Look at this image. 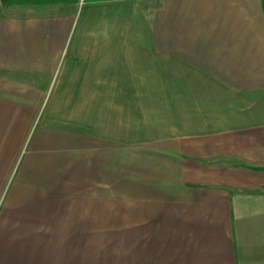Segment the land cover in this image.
<instances>
[{
  "label": "crops",
  "instance_id": "0c3cea01",
  "mask_svg": "<svg viewBox=\"0 0 264 264\" xmlns=\"http://www.w3.org/2000/svg\"><path fill=\"white\" fill-rule=\"evenodd\" d=\"M75 5L0 3V264H264L262 0Z\"/></svg>",
  "mask_w": 264,
  "mask_h": 264
},
{
  "label": "rangeland",
  "instance_id": "374dc122",
  "mask_svg": "<svg viewBox=\"0 0 264 264\" xmlns=\"http://www.w3.org/2000/svg\"><path fill=\"white\" fill-rule=\"evenodd\" d=\"M88 0H83V3L87 2ZM76 2V8L81 7L82 4L80 5V0H75ZM141 6V5H140ZM135 72H133L134 74ZM163 73L162 71H139L138 72V76L140 80V82H143L145 84V82H148L147 86H140L139 87V94L141 96H146L144 100L147 101V103L145 102H141L139 103V114L142 113V115H147L149 114L148 112H154L152 115L154 117L156 116H161L160 118H162V116L166 115H176L177 114V110H178V104L177 103H173V102H168V100H170L168 97L172 96L170 98H172V100H175L174 97V91L178 89V87H170L168 88L167 86H162V80H163ZM132 72H123L124 78H130L131 77ZM166 74V72H165ZM171 82L175 83L178 80V72H171ZM165 77V76H164ZM176 84V83H175ZM151 100L153 102H151ZM149 101V102H148ZM150 115V114H149ZM151 115V116H152ZM156 120V119H155ZM173 122L172 119H169V117H165V119H159V121H155L154 122V126L157 125L158 123L162 124V122ZM177 121V119L175 120V122ZM135 122V123H134ZM151 121L148 119L145 120H124V129H126L128 132L129 131H137L138 134L136 135H140V138L142 139V137L144 136H148V134H146V131L154 128L151 125ZM157 123V124H156ZM158 127V126H157Z\"/></svg>",
  "mask_w": 264,
  "mask_h": 264
},
{
  "label": "trees",
  "instance_id": "16d2710c",
  "mask_svg": "<svg viewBox=\"0 0 264 264\" xmlns=\"http://www.w3.org/2000/svg\"><path fill=\"white\" fill-rule=\"evenodd\" d=\"M37 1H41V2H50V1H53V0H37ZM95 1V0H94ZM262 4H263V7H264V0H262Z\"/></svg>",
  "mask_w": 264,
  "mask_h": 264
},
{
  "label": "built area",
  "instance_id": "2783aa9c",
  "mask_svg": "<svg viewBox=\"0 0 264 264\" xmlns=\"http://www.w3.org/2000/svg\"><path fill=\"white\" fill-rule=\"evenodd\" d=\"M3 0H0V3H2ZM83 3V0H80V5Z\"/></svg>",
  "mask_w": 264,
  "mask_h": 264
}]
</instances>
